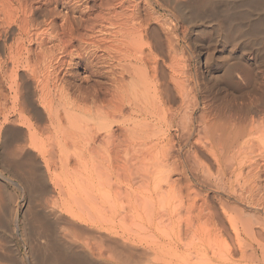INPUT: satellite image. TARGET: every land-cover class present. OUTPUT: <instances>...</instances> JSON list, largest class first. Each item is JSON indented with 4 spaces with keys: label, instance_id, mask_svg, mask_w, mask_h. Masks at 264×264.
<instances>
[{
    "label": "bare ground",
    "instance_id": "1",
    "mask_svg": "<svg viewBox=\"0 0 264 264\" xmlns=\"http://www.w3.org/2000/svg\"><path fill=\"white\" fill-rule=\"evenodd\" d=\"M205 27L250 37L241 53L264 58V0H0V239H19L11 254L0 241V264H264V115L212 119L200 95L215 58L200 71L192 47ZM153 112L216 170L199 165L181 187L174 147L151 163Z\"/></svg>",
    "mask_w": 264,
    "mask_h": 264
},
{
    "label": "rangeland",
    "instance_id": "2",
    "mask_svg": "<svg viewBox=\"0 0 264 264\" xmlns=\"http://www.w3.org/2000/svg\"><path fill=\"white\" fill-rule=\"evenodd\" d=\"M220 35L222 36V33H214L212 27H205L204 30L199 31L196 34H192V47L194 44H196L198 45L199 49H201L203 52V55L199 59V62L196 63V69L200 71L202 69L207 70V66L209 65V56H213L215 58V64L213 65V78L205 87V91L203 94L200 95V98L201 101L206 99L203 102L207 103L206 105L209 104V111H211V113H214V118L212 117V119L216 121H233L235 119L234 122L239 121L238 124H245L246 118L247 122L251 119L250 114L248 113V108H250L252 105L255 108L256 116L259 115L258 117H262L264 115V58L261 57L262 53L258 51H256L255 53L254 50L247 51L246 54L241 53L239 49L240 46L251 44L250 37H240L239 32L224 39ZM218 37H220L218 39L219 41L216 40V38ZM258 41L259 38L255 37L252 40V44L257 43ZM13 43L14 40H11L10 45ZM260 47H264V40L260 42ZM33 51H35V48H33ZM228 78H234L236 84L227 85L226 80ZM221 85L223 86V89L221 90L219 97L217 95H210L211 93L209 91H211L213 87L216 88V86ZM164 89V95L167 94V96H165L166 101L171 102V104L168 103V106L174 109L179 107L180 103L175 102L173 100L175 92L172 91L170 88L166 89L164 87ZM172 93L173 95H171ZM206 96H208L209 98ZM213 96L214 98H212ZM2 102H5L9 109L12 108V102L10 99H7V101H4L2 99ZM199 102L200 100L198 101V103ZM241 113L242 116L240 115ZM246 115L247 117H245ZM164 117L165 116L163 115V112H153V114L148 116V118L145 117L147 120L145 123V129L147 130L145 142L146 154L148 156V159L151 160V163H153L157 162L159 159H162L164 155H167L169 152H172L170 147H174L173 153L174 156H176L180 162L181 172L175 174L173 178L181 180V187H185L189 183L188 179L191 178L189 181L192 188V169H196L200 165L202 167H210L211 169L214 167L212 171H215L216 167L213 164L211 156L203 147V143H195L196 141L194 142L195 139L193 138L179 139L178 136L181 133L180 129L170 123L165 122ZM239 117L241 119H239ZM168 134H171V136L174 138V141H172L171 143H169L167 140L163 141V138L166 137ZM11 150H13V148H11ZM1 165L2 164L0 162V170L2 168ZM185 173L188 175L186 176ZM5 175L9 177V174L5 173ZM16 183L8 182L7 184L8 190L14 197V203L12 202V205L15 206L22 204L25 206L27 202L23 198V192L21 188ZM1 184L2 183L0 181V185ZM50 197L51 196L49 195L45 196V200L43 199L44 204H49L50 199L52 198ZM212 197L214 196L212 195L211 199ZM212 200H214L215 202V199ZM5 202L6 200L4 201V203ZM26 206L21 211V218L23 212L28 209ZM252 215L253 214H248L247 216L252 217ZM60 233L65 239H68L69 241H75L67 234L66 230L61 229ZM225 238L229 240L230 244L235 243V239L232 234H227ZM0 241L2 242V244H7V246L4 248L5 254H11L8 251L7 247L19 243V239L17 240V237L14 244L8 243V241L2 238L0 239ZM91 255L99 259L98 252L93 251L91 252ZM18 258H20V261L26 260L25 248L22 245ZM241 258L242 256L239 254V252H236L235 260H241ZM15 261L16 258H9L5 263L17 264L18 261Z\"/></svg>",
    "mask_w": 264,
    "mask_h": 264
}]
</instances>
